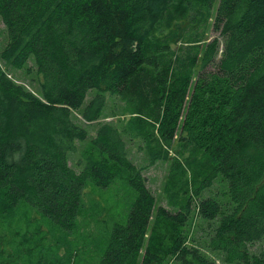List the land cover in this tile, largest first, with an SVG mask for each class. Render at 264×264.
Here are the masks:
<instances>
[{"label":"trees","instance_id":"16d2710c","mask_svg":"<svg viewBox=\"0 0 264 264\" xmlns=\"http://www.w3.org/2000/svg\"><path fill=\"white\" fill-rule=\"evenodd\" d=\"M0 19V239L37 213L67 254L85 189L123 185L134 198L97 264H216L194 245L196 219L221 264H264V249L249 250L264 242V0H0ZM210 22L219 58L217 39L202 46ZM30 60L37 94L5 69ZM108 96L123 103L121 129L99 122ZM74 112L97 122L78 174L67 161L88 133ZM123 135L142 141L149 165L170 162L169 209L156 206ZM217 179L228 212L216 196L200 199Z\"/></svg>","mask_w":264,"mask_h":264},{"label":"rangeland","instance_id":"374dc122","mask_svg":"<svg viewBox=\"0 0 264 264\" xmlns=\"http://www.w3.org/2000/svg\"><path fill=\"white\" fill-rule=\"evenodd\" d=\"M218 40V54L220 57L223 49V39L218 32L212 28L211 22L204 31L202 46L212 43L213 40ZM7 42L5 27L0 19V52L3 50ZM1 66L3 62L0 61ZM4 67V66H3ZM9 76L18 84L24 86L30 92L37 94L38 88L34 78V69L32 61H28L22 70L13 68H5ZM29 70V72H28ZM95 93L88 92L83 106L87 105ZM123 103L117 97H107L106 106L102 112V117L99 120L101 123H110L121 129L127 117L124 116ZM74 122L85 128L88 133V138L83 143H77V151L70 154L67 165L76 174L79 173L80 167L78 161L80 159V151L85 145L95 137L97 130V122L85 123L82 121L79 113H73ZM126 143L127 155L130 162L136 170L141 171V175L146 181V186L153 194L156 206L169 209L165 195L163 193V182L168 172L170 162H156L154 165H149L147 155L143 148L141 140L132 138L128 135H123ZM171 156H174V151H171ZM262 167H264V152L257 154ZM222 184L219 180L213 182L210 189L205 190L200 199H206L216 196L221 204L224 212H228L230 207L227 205L228 200L224 194ZM84 201L86 204V216L79 220V229L72 235V242L66 246L69 247L67 254L64 250L56 249L53 244V238L50 236L48 228L40 223L35 224V220L39 215L34 213L28 215L26 219L31 222L26 224L22 219L13 225L4 226L3 236L0 239V264H50L48 261L52 254L58 256L67 255L72 264H97V255L104 249L105 232L109 230L112 223L116 220H123L127 214V207L134 198L133 191L123 185H115L108 189H100L97 187H87L85 189ZM194 227V245L216 264H221L220 257L212 253L213 249L207 245L201 244L202 239L208 237L207 224L200 220H195ZM87 225V226H85ZM36 230L40 233L36 234ZM205 230V232H204ZM24 235V236H23ZM64 246V245H62ZM39 249H44L43 255L47 258L38 256ZM264 249V242L256 243L249 248L252 254H258Z\"/></svg>","mask_w":264,"mask_h":264}]
</instances>
